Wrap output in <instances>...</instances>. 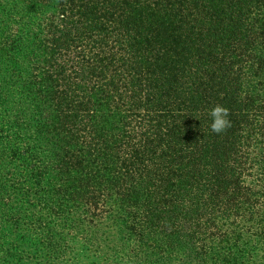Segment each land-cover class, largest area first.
<instances>
[{
  "label": "trees",
  "instance_id": "16d2710c",
  "mask_svg": "<svg viewBox=\"0 0 264 264\" xmlns=\"http://www.w3.org/2000/svg\"><path fill=\"white\" fill-rule=\"evenodd\" d=\"M0 264H264V0H0Z\"/></svg>",
  "mask_w": 264,
  "mask_h": 264
},
{
  "label": "clouds",
  "instance_id": "9594fccd",
  "mask_svg": "<svg viewBox=\"0 0 264 264\" xmlns=\"http://www.w3.org/2000/svg\"><path fill=\"white\" fill-rule=\"evenodd\" d=\"M209 116L212 119L210 124L211 131L217 135L226 132L231 126L229 119L230 110L223 105L217 104L209 111Z\"/></svg>",
  "mask_w": 264,
  "mask_h": 264
}]
</instances>
